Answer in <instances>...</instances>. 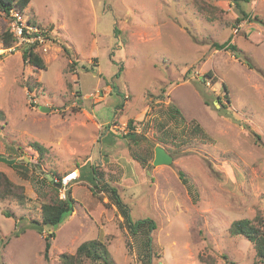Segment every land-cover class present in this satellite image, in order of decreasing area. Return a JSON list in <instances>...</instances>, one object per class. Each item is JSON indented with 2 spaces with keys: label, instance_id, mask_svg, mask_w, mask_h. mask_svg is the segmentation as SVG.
Listing matches in <instances>:
<instances>
[{
  "label": "rangeland",
  "instance_id": "1",
  "mask_svg": "<svg viewBox=\"0 0 264 264\" xmlns=\"http://www.w3.org/2000/svg\"><path fill=\"white\" fill-rule=\"evenodd\" d=\"M22 11L51 43L35 50L44 68L24 62L4 45L0 10V171L27 197L0 201V264H60L95 239L111 264H134L105 182L133 221L154 220L152 264H264L229 231L264 223V0H29ZM228 39L234 48L214 46ZM157 145L170 165L152 164ZM71 169L73 211L44 225L55 192L42 177Z\"/></svg>",
  "mask_w": 264,
  "mask_h": 264
},
{
  "label": "trees",
  "instance_id": "2",
  "mask_svg": "<svg viewBox=\"0 0 264 264\" xmlns=\"http://www.w3.org/2000/svg\"><path fill=\"white\" fill-rule=\"evenodd\" d=\"M239 1L248 2V0H232V2L236 6L238 5ZM28 2L29 0H0V10L5 13H7L8 10L12 7L23 10L27 6ZM240 13L242 14V16L246 15L243 10H240ZM208 19L211 18L208 17ZM241 19L242 17L237 18V22ZM2 36L5 46L10 47L14 43V38L9 30L3 32ZM214 46L219 49L222 47H224L225 49L229 47H235L234 44L230 43V39L223 43H215ZM20 48L22 53L21 56L24 62L40 69L45 67L42 57L34 50L33 45L23 44V46H21ZM29 87L31 88L30 84ZM168 115L173 117L171 113H168ZM133 121L134 120L128 121L129 130L124 135V137H126L129 142L137 143L139 142L140 134L136 132ZM159 125L161 127H164L163 123H158V127ZM200 131L201 129H198L197 132ZM256 137L258 140L259 136ZM32 145L36 148L37 151L40 152L42 150L35 143H33ZM131 154L133 157L137 158L135 152H132ZM2 156L3 155L0 154V161L5 160ZM9 164H12V162L10 161ZM21 166L24 168L26 167V165ZM90 168L92 174H94L92 177V182H94L96 180V169L94 167ZM24 175L26 174L24 173ZM51 175L53 178H56L55 173H51ZM42 179L44 182H47L49 186L54 190L55 196L50 200L41 203V223H43L44 225L56 227L64 220V218L68 214L72 213L74 199L72 198L70 191L64 198H59L58 188H56L52 184V182L48 180L46 175L42 177ZM58 181H60V177L58 178ZM95 183L96 182H94V184ZM104 189L108 193L110 203H112L116 207L118 213L122 217L120 226L127 227V233L133 236V241L128 242V250L132 254L134 248V264H152L153 255H157V247H154L151 238V230L155 227L154 220L151 218H146L133 221L130 214V207L123 202L117 189L107 182H105L104 184ZM8 197L16 199L20 204H23L27 199L23 191V187L10 181L7 176L2 171H0V201ZM229 231L232 235H241L251 241L254 245L256 257L258 258V260L264 262V223L261 219L241 218L234 220L229 227ZM40 232L42 233V231ZM52 235L53 231L45 237L43 255L46 259L48 258V251L51 245L49 239ZM104 252L105 245L101 240L95 239L84 241L76 247L73 253H61L59 256L60 264H82L83 259L85 258L90 259L96 264H111Z\"/></svg>",
  "mask_w": 264,
  "mask_h": 264
},
{
  "label": "built area",
  "instance_id": "3",
  "mask_svg": "<svg viewBox=\"0 0 264 264\" xmlns=\"http://www.w3.org/2000/svg\"><path fill=\"white\" fill-rule=\"evenodd\" d=\"M5 14L8 15V30L14 38L13 45L8 48L9 51H12L14 47L23 46V44L33 45L34 50L39 49L47 51L51 40L47 36L45 29H42L36 23L31 22L27 17H25L22 10L15 7L10 8ZM127 97L128 95L125 94L124 99H127ZM78 176L77 170H72L61 176L60 182L62 184V189L66 190V186L71 184L72 181L77 180ZM63 196L65 197V191Z\"/></svg>",
  "mask_w": 264,
  "mask_h": 264
},
{
  "label": "water",
  "instance_id": "4",
  "mask_svg": "<svg viewBox=\"0 0 264 264\" xmlns=\"http://www.w3.org/2000/svg\"><path fill=\"white\" fill-rule=\"evenodd\" d=\"M39 109L41 111H45V112H48L49 111V107L47 106H44V105H41L39 107ZM173 161V158H172V155L170 153H168L164 147L160 146V145H157L155 146V149H154V158L152 160V164L153 165H170ZM48 180L52 182V184L60 189L62 188V184L60 181L54 179L52 177L51 174H47L46 175ZM69 190H66L65 191V194H68Z\"/></svg>",
  "mask_w": 264,
  "mask_h": 264
},
{
  "label": "crops",
  "instance_id": "5",
  "mask_svg": "<svg viewBox=\"0 0 264 264\" xmlns=\"http://www.w3.org/2000/svg\"><path fill=\"white\" fill-rule=\"evenodd\" d=\"M72 170V169H71ZM77 172H78V170H77ZM78 175H80V173L78 172ZM79 177V176H78ZM80 178V177H79ZM125 203V202H124ZM127 204V203H126ZM128 205V204H127ZM130 214H131V209H130Z\"/></svg>",
  "mask_w": 264,
  "mask_h": 264
}]
</instances>
